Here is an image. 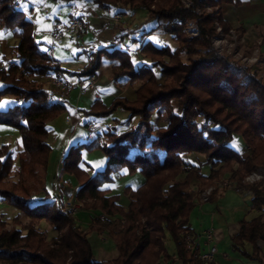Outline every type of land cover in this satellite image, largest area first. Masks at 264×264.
Masks as SVG:
<instances>
[{"label": "trees", "instance_id": "trees-1", "mask_svg": "<svg viewBox=\"0 0 264 264\" xmlns=\"http://www.w3.org/2000/svg\"><path fill=\"white\" fill-rule=\"evenodd\" d=\"M26 1L0 0V28L12 30L18 39L13 54L19 59L0 68V100L5 95L16 100L0 109V124L17 128L24 147L18 156L9 143L0 147V199L20 210L11 228L0 215V259L38 264H156L166 259L171 264L178 258L184 264H202L205 260L194 258L185 242L188 234H194L190 214L201 194L213 185L208 200L217 198V183L229 173L237 188L252 193L251 209L258 212L241 221L232 236V248L264 264L258 243L264 240V179L244 180L248 172H264V82L251 68L231 62L212 44L217 23L225 32L232 27L224 19L222 5L236 0H190L189 6L183 0H89L107 11L121 7L138 18L147 16L154 25L144 34L161 30L171 41L164 45L142 42L139 53L150 62L136 65L131 53L118 46L135 31L126 29L113 44L87 49L89 62L75 71L61 66L58 58L40 47L34 22L22 9ZM207 6L217 8L207 12ZM191 19L199 29L196 36L184 32ZM183 53L189 62L182 59ZM105 58L116 61L112 65L116 84L137 80L143 84L134 90V98L122 94L110 102L97 99L90 108L80 109L87 116L98 117L118 109L129 111L120 121L127 129L108 130L102 139L72 144L64 155V170L79 184L76 199L93 212L89 228L84 230L66 208L62 192L34 197L36 185L30 181L40 188L47 181L52 150L48 122L68 108L66 101H51L49 90L36 77L60 71L98 77ZM173 99L178 100L177 110ZM156 113L167 124L155 127ZM135 117L138 120L133 124ZM235 134L246 142L247 152L232 145ZM95 147H101L107 159L102 169L90 174L82 165L83 150ZM189 153L205 157L195 165L188 159ZM204 165L210 166L208 174L202 172ZM124 168L129 174L139 170L146 177L136 189L124 187L123 193L130 199L127 206L121 202L122 193H111L109 187L113 173ZM12 175L18 179L12 180ZM102 213L112 219L101 220ZM22 214L27 216L25 222ZM42 220L58 230V235L48 240L46 232L37 227ZM93 231H108L119 254L99 259L88 236ZM168 237L175 243L176 254L167 250Z\"/></svg>", "mask_w": 264, "mask_h": 264}, {"label": "crops", "instance_id": "crops-1", "mask_svg": "<svg viewBox=\"0 0 264 264\" xmlns=\"http://www.w3.org/2000/svg\"><path fill=\"white\" fill-rule=\"evenodd\" d=\"M66 6L67 9L63 8ZM22 9L34 22L36 40L40 43V47L47 52L48 49H52L53 51L51 54L58 58L61 66L72 71L80 70L89 62L90 57L88 55L87 49L99 48L105 45L113 44L116 41L117 36L122 33V31L128 29V25H126V23H129L132 19L134 20V18L137 17V15H132L130 10L123 11L122 9V11L118 12L121 9L120 7H114L110 11H107L89 0H58L55 2L51 0H27L22 5ZM221 11L224 19L227 20L233 28H238L249 44H254L256 40L261 39V42L263 43L262 50L264 52V0H236L233 3H224L222 5ZM115 14H117L116 17L121 16L122 20H120V22L113 20L115 19L113 18ZM74 16H81V18L85 21L86 27L84 36L81 39L76 40L73 35L67 34L68 37L65 38L62 44L56 45L53 43L52 30L55 24L59 21L63 22V24H66L68 20ZM146 18L148 17L145 16V19ZM136 21L140 23L142 18L139 20L136 18ZM147 25H150L149 28ZM153 25L154 24L150 20H146V22L142 24L140 31L137 33L140 35L142 32H145L146 28L150 29L153 27ZM144 27L146 28L144 29ZM157 33L158 31H153V33L149 35L144 34L140 37L137 36L136 33H132L118 46L123 49H127L131 53L136 65L144 62H150L149 58L139 53L138 48L140 44L142 42L152 40L157 45H164L171 41L168 40L171 39V36L165 33L162 35L167 37V41L165 43L162 41H157V35L159 36ZM17 41L18 39L13 35L12 30L0 28V68L8 66L12 61H19L15 55H13L12 58H6V56H11V53L13 54V47ZM115 62V59H104L100 73L96 79L95 88L88 86L86 81L87 76H79L77 74L71 75L66 73L72 81L77 82L83 80V83L80 85L82 89H73L66 100H64L68 104L67 110L60 116L48 122V142L52 146L51 152L53 151V144L57 143L59 138L56 123L60 122L62 119L66 122L72 123L73 115L77 117L78 125L84 124L87 128V131L83 134L84 138L82 137L78 142L93 140L96 137H100L102 139L105 137V133L108 130L116 129L117 132H121L129 127L120 123V121L125 120L129 116V111L127 110L121 111V109H118L115 111L114 115L106 117L85 116L80 110L81 108H84V106H82L83 103H87L88 106H91L92 103L97 99L110 102L114 97L122 94H126L132 98L135 97L134 90L137 89V86H135V88H124L125 84L120 85L113 81L112 65ZM52 74L53 73L43 77L38 76L36 78L43 82L45 88L49 90L51 84L48 87V85L45 84V81L48 80L50 82V76ZM86 86L89 87L91 92L86 90ZM5 96H3L1 100ZM9 102L10 103L8 107L13 105L16 100L15 98H10ZM137 120L138 117H135L133 119V124H135ZM5 125L6 124H0V128L9 129V133L11 135H19L16 129ZM90 125L92 126L90 127ZM72 128L74 131L76 130L75 125H73ZM242 142L245 143L244 140H242ZM18 145V151L15 153V156H18L19 151L24 148L23 145L21 146L20 142ZM68 148L63 152L62 157H64ZM238 150L242 152V150ZM51 157L52 156L50 153L49 164L51 162ZM100 159L102 161L105 160L106 163L107 157L106 155L105 157L101 156ZM188 159L192 164L198 165L199 161L203 159V156L199 153H191L188 155ZM84 160V162L89 165L88 169L91 174H94L97 170L102 169V167H95L94 160H87L85 158ZM59 162V167H61L62 160H59ZM15 163L18 164V161L16 160ZM82 165L85 167L83 163ZM49 167L50 166L48 165V169ZM209 171V165H204L202 167V172L204 174H208ZM64 175V185L62 184L61 191H55V193H51L48 189L49 173H47V181L44 187L45 189L40 188L39 194L34 195V197L36 199H42L45 197L46 192L57 196L60 192L64 191L62 193L64 198L69 195L71 199H76L75 195L79 187L78 181L73 175ZM113 178L114 181L109 184L111 193H122L121 202L125 206L129 204L130 199L127 194L123 193L124 187L131 186L133 189H136L146 182V177L139 170L134 174H129L127 168L113 173ZM65 181H69L74 184L73 189L66 187L68 182L66 183ZM217 190V198L210 200H203L201 198L197 206L190 214V223L194 231V234H191V236L195 246L199 247L202 253L208 250L209 246L206 240L205 232L206 230L212 228L215 234L213 243L217 244L218 247L215 258L212 260L214 264H262L258 260L243 256L241 253L233 251L232 249V236L239 231L241 221L243 219L249 220L258 214L254 213L256 210L251 209L252 193L250 191L237 188L236 182L230 178H223L221 181H219L217 183ZM0 206V213L4 214L8 212L6 208L8 204L5 201L0 202ZM14 209L16 213L20 212L18 208ZM85 216L88 219L89 227L91 223V215H89V213L86 211H82V213L79 212L76 219L86 224L84 221ZM194 222H196L198 225L195 226ZM197 226H201L202 230H199V227ZM96 232L97 231H93L89 233V238L93 237V233ZM97 234L99 235L101 242L96 243V246L98 249H100V253L96 254V256L99 259H103L101 257L103 254H111L113 258L116 257L119 254V251L109 232H97ZM167 241L166 246L168 245ZM261 242H264V240L260 239L258 241L264 254V245ZM247 247L251 250L250 244H247ZM167 250L170 251L168 247ZM172 252L173 254H176V246L172 248ZM163 261L164 264H168L166 259H163ZM210 262L211 261L205 260L202 264H209ZM171 264L184 263L181 259L177 258Z\"/></svg>", "mask_w": 264, "mask_h": 264}, {"label": "rangeland", "instance_id": "rangeland-1", "mask_svg": "<svg viewBox=\"0 0 264 264\" xmlns=\"http://www.w3.org/2000/svg\"><path fill=\"white\" fill-rule=\"evenodd\" d=\"M183 3L186 6H189L191 4L190 0H183ZM63 8L67 9V6L63 7ZM216 8L217 7L207 6L205 10L207 12H214L216 10ZM120 11H122V9H120L118 12H120ZM198 12L202 13L203 10L202 9H198ZM116 15L117 14H115L113 16V18H115L113 20L116 21V22H120V20H122L121 16H117L116 17ZM136 18H138V17H136ZM136 18H134V20L132 19L129 23H126V25H128V29H135L134 33H136V35L140 37V36L144 35V33L149 30L148 28H149L150 25H147L148 28L144 27V29L146 28L147 30L145 29V32H142L139 35V33H137V32L140 31V28H141L142 24H141V22L138 23V21H136ZM141 18H142V22L143 21L146 22V20L148 19V18L145 19L144 16H141L140 18H138V20L141 19ZM84 26L86 27V23H84ZM144 29H142V30H144ZM216 29H217V32L212 37V44H213L214 48L220 54L225 55L231 62L236 63V64H241L243 66L251 68L252 72L256 73L257 77L264 82V52L262 50V44L263 43L261 42V39L260 40H256V42L254 44H249L248 41L245 38L244 39L242 38L243 34L240 32V30L238 28L231 27L228 31L225 32L222 29V27L217 23L216 24ZM156 31H158L157 34H159V36L157 35L158 39H156V40L157 41H162V42L165 43L167 41V37H164L162 35L163 32L161 30H156ZM184 32L188 36H196V35L199 34V29H198V26H197L196 21L194 19L188 20ZM70 34L73 35L76 38V40H79V39L82 38V37L78 38L76 35H74L72 33H70ZM84 34H85V32H84ZM67 37L68 36L66 34L65 38H67ZM168 40H171V39H168ZM13 55L14 54L11 53V56H6V58L7 59L12 58ZM181 57H182V59L184 61H187V62L190 61V59H188L189 57L187 56L186 53H183L181 55ZM163 58H164V60L169 61V57H163ZM192 58L196 59V58H198V55H192ZM57 73H59V72H53V74L50 77L52 78ZM51 78H50V80H51ZM45 84H47L48 87H49V85L51 84V81L49 82L47 80V81H45ZM142 84H143V81H138L137 80V81H134L132 84H129V85L125 84L124 88H126V87L135 88V86H137V88H139V87L142 86ZM1 86H2V83L0 82V87ZM78 88L82 89L81 86L77 87V89ZM86 90L91 92L89 90L88 86H86ZM10 98H14V96L13 95H8V96H5L1 100L0 104H4V106L2 108H7L8 107V105L10 103L9 102ZM4 102H7V103H4ZM177 102H178L177 99H173V101H172V103L174 104L176 110H177ZM82 106H84V108H81V109L90 108V106H88L87 103H83ZM86 107H88V108H86ZM121 111H126V110L121 109ZM81 112L83 113V111H81ZM114 113H112L110 115H107V116H112V115H114ZM85 116H87V115H85ZM95 117H98V116H95ZM104 117H106V116H104ZM153 118H154V126L155 127H159L160 125L167 124V122L163 120V117L160 114L156 113L153 116ZM73 125L76 126V130L75 131L72 128ZM5 126H9L11 128L16 129L19 135H17V134L11 135L9 133L10 132L9 129L0 128V147H1V145L3 143H6V142L9 143L10 142L11 149L13 150L14 155H16L15 153L18 151L19 142H20L21 146L23 145L22 138H21V133H20V131L17 128H15L13 126H10V125H7V124ZM56 128H57V131H58V134H59V138H58V142L53 144V151L51 152V156L52 157H51V162L49 164L50 167H49L48 172H47V173H49V176H48V189L50 190L51 193H53V192L55 193V191L56 192L57 191H61L62 184H63V181H64L63 178L65 176L64 174L70 176L64 170V167H63V158H64V157H62L63 152L71 144L77 143L83 137V134L87 131V128L85 127L84 124H79V125L77 124V117H75V115H73V122L72 123L66 122V121H64L62 119L60 122L56 123ZM242 140H243V138L239 134H235L234 135V141H233L232 145H234L237 149L242 150L241 153H245V152L248 151V145L246 144V142L243 143ZM189 154H191V153H189ZM199 154H201V153H199ZM101 156L105 157V153H104V151L102 150L101 147H95L93 149H84L83 150V158H85L87 160L90 159L92 161L94 160L95 167H98V168L99 167L103 168L104 164H105V160L102 161L100 159ZM202 156H203V159H204L205 155L202 154ZM61 157H62V159H61ZM59 160H62L61 167H59V163H60ZM83 164L85 165L84 168L91 174V172L88 169L89 165H87L86 162H83ZM254 173H258L262 177H260V178H257L256 176L252 177V175H254ZM229 175L230 174L227 173L224 178H229L228 177ZM183 176H184V174H181L180 178H183ZM118 178H120V177H118ZM254 178H256V179H254ZM11 179L12 180H14V179L16 180V179H18V177L12 175ZM263 179H264V172L262 170H255V171H252V172H248L246 174L244 180L247 183H252V182H256V181L263 180ZM65 182L66 183L68 182V185L66 187H69V188L73 189L74 184H72L69 181H65ZM30 183L36 185V189L34 191V195H38L39 192H40V185L38 183L36 184V182L33 181V180H31ZM212 187H214V185ZM205 195H208V193L205 194ZM205 195H204V193H202L201 194V198H203ZM64 199H66V200L70 199L69 195H67ZM74 201L79 206L78 207V211L76 212V214H73L71 212L70 213L73 214L76 218L78 217L79 212L82 213V211H86L91 216L93 215L92 211H88V210L85 209L83 202H81V201H79L77 199H74ZM0 208H1V206H0ZM6 208H7L8 212H6L4 214L0 213V215H3V218L8 222V227L11 228L13 226V218L17 214L16 211H14L15 210L14 208H16V207L8 204V206ZM254 213L257 214L258 212L254 211ZM102 215L105 216L104 219H102V217H101ZM100 218H101V220H111L112 219L111 216H108L105 213H102L100 215ZM85 219H84V221L86 222V224L82 223L78 219H77V222L82 227V229L88 230V228H89L88 227V219L86 218V216H85ZM21 220L23 222H25L27 220V216L25 214H22L21 215ZM194 224H195V226L198 225V224H196V222H194ZM201 226H197V227H199L198 228L199 230H202ZM18 227H21V226L18 225ZM37 227L39 229L44 230L46 232V237H47L48 240H51L53 238V236L55 237V235L56 234L58 235V233H59L58 230H56L53 226L48 224L45 220H42L39 224H37ZM101 233H103V232H101ZM89 239H90L91 244L93 246L94 253L95 254H99L100 253V249H98V247L96 246V243H100L101 239L99 238V235L97 234V232L93 233V237H91ZM167 240H168L167 241V244H168L167 247L170 250L169 252H170V254H173L172 248L175 247V243H174V241L172 240L171 237H168ZM261 243L264 245V242H261ZM233 251H235V250H233ZM101 257L103 259H111V258H113L111 254L110 255L103 254V255H101ZM159 263H163L164 264L163 259L159 260L156 264H159ZM0 264H38V263L28 262V261H24V260H16V259H10V260H8V259H0Z\"/></svg>", "mask_w": 264, "mask_h": 264}, {"label": "built area", "instance_id": "built-area-1", "mask_svg": "<svg viewBox=\"0 0 264 264\" xmlns=\"http://www.w3.org/2000/svg\"><path fill=\"white\" fill-rule=\"evenodd\" d=\"M84 32H85V26H84V20L81 19L80 17H73L72 19H70L66 24L63 23H56L53 30H52V42L55 43L56 45H60L64 42L66 34H74L76 35L78 38L83 37L84 36ZM244 39V37H242ZM53 50L52 49H48V52L51 53ZM96 79L97 77L94 74L88 75L87 76V83L88 86H90L91 88H95L96 87ZM51 87L49 88V95H50V100L55 102V101H64L66 100V98L69 96V94L71 93V91L77 87H79L82 83L83 80L80 81H72L69 76L64 73V72H59L57 74H55L52 78H51ZM92 125H90L91 127ZM257 177L260 178L262 177L260 174L258 173H254V175H252V177ZM256 179V178H254ZM213 187H210L209 189H207L206 191H204V195L208 193V195H205L202 199L203 200H207L209 193L211 191ZM0 202H4L2 199H0ZM66 208L69 209V211L73 214H76V212L78 211V204L75 203L74 199H68L65 200L64 202ZM102 219L105 218V216H101ZM205 236H206V240L208 242V250L204 253H202L199 249V247L195 246L194 242H193V238L191 236V234H188L185 237V242L187 243V250L190 251L192 253V256L194 258H200L206 261H212L215 258V255L218 251V247L217 244L213 243L214 239H215V234H214V230L208 229L205 232ZM213 243V244H212ZM159 264H163V263H159Z\"/></svg>", "mask_w": 264, "mask_h": 264}, {"label": "snow or ice", "instance_id": "snow-or-ice-1", "mask_svg": "<svg viewBox=\"0 0 264 264\" xmlns=\"http://www.w3.org/2000/svg\"><path fill=\"white\" fill-rule=\"evenodd\" d=\"M4 103H7V102H4ZM4 106V104H0V108H2Z\"/></svg>", "mask_w": 264, "mask_h": 264}]
</instances>
